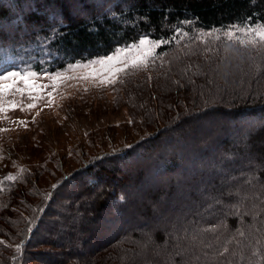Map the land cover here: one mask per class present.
<instances>
[{"label":"trees","instance_id":"obj_1","mask_svg":"<svg viewBox=\"0 0 264 264\" xmlns=\"http://www.w3.org/2000/svg\"><path fill=\"white\" fill-rule=\"evenodd\" d=\"M72 1L74 11L68 0H0V71L29 65L36 72H54L75 62L108 55L142 36L164 41L155 49L150 75L130 67L112 86L113 95L124 104L134 99L131 102L137 107L136 95L143 97L142 110L146 109L139 120L148 128L125 147L93 153L72 172L63 173L48 190H39L35 173L28 169L0 175V230L10 228L17 241L26 239L25 244L45 249L32 255L29 252L28 257L26 253L21 259L14 257L12 264H28L30 259L41 264H68L71 260L91 264L116 249L126 236L139 240V234L145 233L139 229L143 224H137L134 232L124 227L129 217L126 206L138 201V191L145 199L161 198L160 193L150 196L146 191L167 173L184 175L183 171L190 168L194 174L196 168L202 169L199 165L210 152L218 156L216 146L232 157V142L227 137L232 129H246L245 124L256 122V131L247 135L249 141L245 144L249 145L248 151L264 157V147L260 146L264 145V65L259 64L264 59V47L259 43L231 45L223 35L230 24L264 23V0ZM216 30L217 38L205 43L201 34ZM228 67L233 74L226 83L230 87L225 89H195L196 79L185 83L181 73L183 69L184 76L195 77V73L203 71L197 76L210 77L211 83L222 85L215 80L224 79L221 71ZM195 69L198 72H192ZM255 74L261 80L254 79L242 94L238 75L251 80ZM168 82V92L157 90ZM129 95L130 99L124 97ZM148 103L155 104L147 106ZM214 113L225 119L231 129L226 132L224 127L225 132L217 135L214 146L206 143L196 148L192 141L178 135L184 121L200 118L201 124H207ZM129 162L131 172L126 176L122 170ZM252 171L248 167L239 174L230 168L228 175H237L234 179L243 187L249 182L253 188L242 191H256L257 197L239 204L238 193L229 191L220 197L225 207L219 213H200L186 229V241L193 242L190 252H196L206 264H264V169ZM7 176L13 179L6 180ZM89 192L98 199L93 207L88 203L90 208L108 211L100 218L114 225L115 230L101 235L100 244L84 251L89 239L85 225L90 216L77 212ZM133 209L136 211V204ZM164 233L157 232L148 243L158 247L179 234L176 228ZM89 252L93 258L85 262L83 258ZM169 263L176 264L171 258ZM0 264H9V258L0 260Z\"/></svg>","mask_w":264,"mask_h":264},{"label":"rangeland","instance_id":"obj_2","mask_svg":"<svg viewBox=\"0 0 264 264\" xmlns=\"http://www.w3.org/2000/svg\"><path fill=\"white\" fill-rule=\"evenodd\" d=\"M68 5L71 10H75L74 1L68 0ZM106 10L108 12L109 9L106 8ZM227 31L228 29L224 30L223 35ZM217 32L216 30L211 34L208 33V35L203 33L201 36L205 38V43H207V39L214 40L217 38ZM241 35V33H237V39L235 40L229 39L225 35L226 41L231 45L244 46V44L238 42ZM142 38L149 41L148 44L141 46L143 51H148L153 47L152 41H161L147 36L140 37L137 41L128 44L134 49L132 56L140 54L135 49ZM201 40L199 42H202ZM220 44L228 43L221 42ZM155 49L157 47L154 48V52ZM105 56L96 57L85 62H75L70 64L77 65L74 68H70V65H68L64 69L54 72H36L29 65L6 70L36 72V83L46 87L42 91L31 92V94H29L30 90L25 89L24 93L10 92L0 97V107L4 109L0 111V175L6 172L16 173L18 170L28 169L35 173L39 190H48L50 185L59 179L63 173L72 172L82 161L94 156L93 153L125 147L132 140H137L145 134L148 127L145 126L146 124L143 121L139 120L146 109L143 108L142 110L144 100L141 98L143 97H138L133 93L138 99L136 101L137 107H133L134 103L131 101L134 99H132L128 101V104L129 102L132 104L130 109L128 104H124L121 99H117L112 93V86L121 73L115 74L113 82L109 71L102 70L101 65L98 63L88 64L89 61ZM262 60L259 64L264 65V59ZM153 61L154 55L147 60L146 66L131 68H139L142 72L145 71L150 75ZM114 66L122 68L124 65L118 63ZM94 70L95 74H93ZM198 70L195 69L192 72L195 73ZM6 71H0V74H4ZM216 71L215 75L218 74V71ZM181 73H183L185 83L196 79L195 89L207 91L208 88L225 89L226 86L230 87L226 83L230 81L233 71L231 67L221 71L224 79L221 80L217 77L215 81H221L222 85H218L213 81L211 83L210 77L200 78L197 76V74H204L203 71L195 73V77L184 76L183 69ZM54 74L59 75L61 78L54 81L52 79ZM106 77L108 78L107 81H105ZM251 80L245 79L244 75H238V82L243 86L242 94L246 92L250 84L261 80V78L255 74L254 77H251ZM17 87L23 88L24 85L18 83ZM160 89L157 90L168 92L169 82L168 84H162ZM171 90H174V86ZM48 93H52V95L49 97ZM168 95L170 94L168 93ZM124 97L130 99L131 95ZM12 104H16L17 107L13 108ZM29 104H35V107L29 109L27 107ZM150 104L153 106L155 103H148L147 106H150ZM140 109L141 111H139ZM212 116L207 124H201L203 121L200 118H191L184 121L179 127L180 130L177 131L178 135L184 141L187 139L192 141L191 143L196 148L206 143H212L214 146L217 135L219 133L223 135L225 132L223 128L225 127L226 132L231 131V129L227 127L228 122L225 119L217 117L218 115L216 116L215 113ZM249 124H245L246 129L244 127L238 131L232 129L231 133L228 134L229 136L225 133L229 139L228 142H232L229 146L234 154L232 157L223 154L221 146H216L215 152L218 156L214 152H210L208 158L205 157L202 163L199 162L202 164L199 166H203L202 169L196 168L194 174L190 173V168L183 171L184 175L167 173L146 191L150 196L160 193L162 194L161 198L145 199L142 192L138 191V201H134L137 206L136 211L133 209L135 204L126 206V210H128L126 216L129 217L124 227L130 228V231L134 232L137 224H143L139 226L141 227L139 229H144L145 233L139 234V240H129L126 239V236L125 240L120 245L118 244L119 246L116 249L109 251L108 255L104 253L105 255L95 260V262L92 261L91 264H170V258L176 264L181 261L183 264H206L201 258H198L196 252H190L189 249L190 247L193 248V242L186 241L188 239L186 238V235H188L186 229L192 225L193 219L201 215L200 213L206 216H210L211 213H219L221 208L225 207L220 197H223L229 191L238 193L239 198L236 202L239 204L244 203L252 196H258L256 191L249 194L242 191L243 188L252 186L249 182L246 187H243L242 183L235 181L234 178L237 175H228L230 168L236 172L238 171L239 174L243 173L248 167L253 169L252 173L255 172V169L259 171L264 169V157H258L248 151L249 145L245 144V141H249L247 135L256 131L255 128L258 125H256V122ZM260 146L264 147L263 144ZM205 147H209V145H205ZM237 150L240 151L237 152ZM131 164L129 162L123 167L122 171L123 174L126 173V176H129L131 172L128 169L129 166L131 168ZM128 182L130 181L128 180ZM83 200L86 203L81 206L77 213L87 217L90 216L85 225L89 239L84 251H88L93 244H100L103 240L101 235L111 234L115 230V226L100 218L106 216L108 211L105 213V209H101L100 212H96L95 209H91L98 200L91 192L86 193ZM90 202L92 204L91 208L89 206ZM254 207L256 210V205ZM130 210L131 213H129ZM227 213L229 214V212ZM2 217L4 219L6 216ZM173 228H176L179 232L174 240L169 237V240L161 243L158 247L148 243L157 232L165 235L164 232ZM40 232L43 231L40 230ZM22 242L17 241L10 228L0 230V260L3 261L9 258V264H12V260L15 258L21 259L26 253V257H28L30 256L29 252L45 250L40 246L25 244L26 239ZM63 256L61 258H64ZM91 258H93V254L89 252L83 259L88 262ZM27 263L41 264L34 259H30ZM57 264L65 263L58 262ZM68 264L84 263H73L71 260Z\"/></svg>","mask_w":264,"mask_h":264},{"label":"snow or ice","instance_id":"obj_3","mask_svg":"<svg viewBox=\"0 0 264 264\" xmlns=\"http://www.w3.org/2000/svg\"><path fill=\"white\" fill-rule=\"evenodd\" d=\"M228 31L224 33L229 39H237L236 34L241 33L242 35L238 38V42L241 44H251L255 46L259 43L262 47H264V23L256 25L254 27L249 26L248 24H230L226 26ZM223 31V29H220ZM211 34V33H209ZM164 41H152L151 44L153 47L148 51H143L141 46H144L149 43L146 38H142L138 42V46L135 51L139 52V55L132 56V52L134 51L131 45H126L124 48L113 49L112 53L99 58L94 61H89L88 64H96L101 65L102 70L109 71V75L112 77L114 82L115 74L122 73L129 67H141L146 66L147 60L154 55V48L158 47ZM118 63H123L122 68L115 67L114 65ZM77 65H70V68H74ZM87 66V65H85ZM95 74V70L93 72ZM61 77L59 75L54 74L52 79L58 80ZM86 78V77H85ZM37 73L33 71H6L4 74H0V97L7 95L10 92H20L24 93L25 89L30 90L31 92H39L42 91L44 87L36 83ZM107 77L105 81H107ZM103 82V81H102ZM18 83H22L24 85L23 88L17 87ZM49 97L52 93H48ZM39 98L38 96L36 97ZM13 108H16V104H12ZM29 109L35 107V104L27 105ZM4 109L0 107V111ZM6 180L13 179L12 176L5 177Z\"/></svg>","mask_w":264,"mask_h":264}]
</instances>
